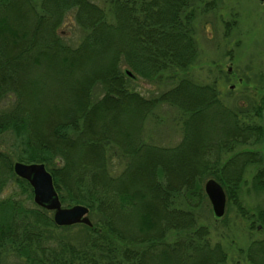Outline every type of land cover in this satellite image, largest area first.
<instances>
[{"label":"trees","instance_id":"obj_1","mask_svg":"<svg viewBox=\"0 0 264 264\" xmlns=\"http://www.w3.org/2000/svg\"><path fill=\"white\" fill-rule=\"evenodd\" d=\"M192 4L112 0L109 20L89 0H0V144L6 133L12 138V152L0 149V191L11 177L30 200L11 157L43 163L60 203L83 204L91 215L90 226H57L33 201L0 198V264L8 256L25 264L224 262L198 222L202 182L212 177L235 198L243 166L258 152H223L261 140L263 126L240 122L208 84L180 78L149 97L128 88L135 78L172 81L194 61ZM69 13L83 32L76 45L58 32ZM159 104L185 115L173 147L143 140V121ZM256 182L264 185L263 169ZM73 227L83 232L77 244L65 237ZM263 241L245 249L251 264H264Z\"/></svg>","mask_w":264,"mask_h":264},{"label":"rangeland","instance_id":"obj_2","mask_svg":"<svg viewBox=\"0 0 264 264\" xmlns=\"http://www.w3.org/2000/svg\"><path fill=\"white\" fill-rule=\"evenodd\" d=\"M102 8L111 20L112 0H89ZM193 38L197 53L194 61L184 70H174L172 81L158 84L133 79L128 88L149 97L168 89L180 78L196 84L213 86L220 103L237 113L240 122L250 120L263 124L264 117V1L262 0H193ZM63 41L76 45L83 32L76 26L71 13L59 26ZM230 71L227 72V69ZM173 72V73H174ZM262 100V101H261ZM258 103V105H257ZM255 106L259 114L253 115ZM245 110L246 115L240 114ZM184 114L177 108L159 104L143 121V140L161 147H173L182 136ZM6 133L0 149L8 152L12 138ZM241 149L255 150L260 145L249 144ZM11 151V150H10ZM12 152V151H11ZM226 154L223 158L228 157ZM15 160L11 157V162ZM117 166H121L115 162ZM117 166L113 172L118 170ZM264 170V162H248L243 167L235 198H226L223 215L216 216L207 200H201L197 209L198 222L208 228L210 244L219 243L225 252L222 264H251L245 249L254 239L264 238V186L257 185L256 174ZM203 183V182H202ZM17 198L25 205L32 201L26 193H20L11 177L6 178L0 198ZM72 205V204H71ZM65 206V204H61ZM70 206V205H68ZM51 212V211H50ZM89 220L91 215L88 213ZM82 232L77 227L65 233L73 244L80 241ZM175 233L171 237L173 238ZM176 236H174L175 238ZM264 245V241H263ZM3 264H25L19 258L8 256Z\"/></svg>","mask_w":264,"mask_h":264},{"label":"water","instance_id":"obj_3","mask_svg":"<svg viewBox=\"0 0 264 264\" xmlns=\"http://www.w3.org/2000/svg\"><path fill=\"white\" fill-rule=\"evenodd\" d=\"M11 169L13 173L27 181L31 188L32 201L39 207L51 211L52 221L57 226L72 224L91 225L88 207L83 204L61 206L58 195L53 187L50 173L43 163H24L14 161ZM203 191L216 216H220L224 209V193L220 184L208 178L203 182Z\"/></svg>","mask_w":264,"mask_h":264},{"label":"flooded vegetation","instance_id":"obj_4","mask_svg":"<svg viewBox=\"0 0 264 264\" xmlns=\"http://www.w3.org/2000/svg\"><path fill=\"white\" fill-rule=\"evenodd\" d=\"M262 1H264V0H262ZM230 71V68H228L227 69V72H229ZM262 98L264 99V94H263V96H262ZM262 101V100H261ZM264 101V100H263ZM257 105H258V103H257ZM263 121H264V117H263ZM262 126H263V128H264V122H263V124H262ZM253 143V144H255V145H261L262 146V148L260 149V148H256L255 150H247V149H241L240 147H242V146H244V145H242V144H239V145H236L234 148H233V150L231 151H228V152H223V157L226 155V154H229V155H234V154H244V152H246V151H257L258 153H257V160L258 161H253L254 163H258V162H264V135H263V138L261 139V140H258V141H249V143ZM250 162V161H249ZM248 163V161L244 164V166L246 165ZM243 166V167H244ZM261 169V168H260ZM208 178H212V177H208ZM208 178H206V179H208ZM206 179H204L203 180V182L206 180ZM212 179H214V178H212ZM215 180V179H214ZM216 181V180H215ZM218 184H220L218 181H216ZM257 185H258V183H257ZM220 186L222 187V185L220 184ZM261 186H264V185H261ZM202 190H203V183H202ZM222 190H223V193H224V198H225V200H224V209H223V213H224V211H225V202H226V194H225V191H224V189H223V187H222ZM203 193H204V191H203ZM204 196H205V194H204ZM206 197V196H205ZM207 198V197H206ZM208 200V199H207ZM209 202V201H208ZM210 204V203H209ZM223 213H222V215H223ZM221 215V216H222ZM220 216V217H221ZM79 224V223H78Z\"/></svg>","mask_w":264,"mask_h":264}]
</instances>
